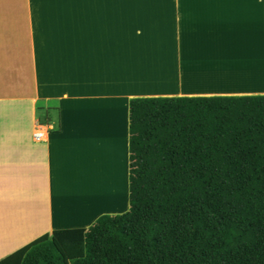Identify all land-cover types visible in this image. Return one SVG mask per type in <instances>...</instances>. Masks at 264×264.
Instances as JSON below:
<instances>
[{
  "label": "crops",
  "instance_id": "0c3cea01",
  "mask_svg": "<svg viewBox=\"0 0 264 264\" xmlns=\"http://www.w3.org/2000/svg\"><path fill=\"white\" fill-rule=\"evenodd\" d=\"M85 1L73 0L74 23L57 19L53 32L39 31L32 8L28 30L0 27V259L34 232L87 227L128 210L131 97L264 93V0ZM152 6L168 14L175 65L160 60L162 88L146 93L124 86L126 55L143 43L127 39L125 18L138 23L141 8ZM81 8L86 31L75 24ZM36 175L45 183L44 208L33 204Z\"/></svg>",
  "mask_w": 264,
  "mask_h": 264
},
{
  "label": "trees",
  "instance_id": "16d2710c",
  "mask_svg": "<svg viewBox=\"0 0 264 264\" xmlns=\"http://www.w3.org/2000/svg\"><path fill=\"white\" fill-rule=\"evenodd\" d=\"M128 149V210L0 264H264V93L133 96Z\"/></svg>",
  "mask_w": 264,
  "mask_h": 264
},
{
  "label": "rangeland",
  "instance_id": "374dc122",
  "mask_svg": "<svg viewBox=\"0 0 264 264\" xmlns=\"http://www.w3.org/2000/svg\"><path fill=\"white\" fill-rule=\"evenodd\" d=\"M70 1H72V3H69V7L67 6L64 7L63 6L64 0H0L1 31L8 32L9 26H11L10 29L12 28L17 31H25L26 29L28 30V21L30 17L31 8L33 11L34 22H37V24H40L42 27L39 30L40 32H46L47 29H50V27H52L55 23H59L60 21L57 19L62 20V18H64L65 21L68 18L69 22L74 23L75 8H73V0ZM140 1H144V0H140ZM8 2L10 3L9 8H8ZM84 3L87 5V2L85 0ZM106 3L109 6L110 0H107ZM128 4H130L129 5L130 7L135 5V3L129 1ZM58 9H60L61 11L62 9L65 10L64 17H59L56 14ZM163 9L161 6L160 7L152 6L151 8L142 7L141 8V10L143 11L141 14L142 19L138 20L139 21L138 23H136L135 16H132L130 18H127L126 16L125 18V25L129 26L126 30L127 32L129 31L131 34L128 36L127 33V37H129L127 39L130 42H135V41H139L140 43L143 42L141 45H138L136 48L134 47V49L130 50V54L128 56L126 55V60H125L128 62V64L127 63L123 64L124 66L123 69L125 70L123 76L124 86L125 87L134 86L133 88L134 91H139V92L141 91L146 93L150 91H158L160 88H162L161 76L163 75L160 65L161 62L159 61L165 60L167 61V64H171L172 66L173 64L175 65L174 55L170 52V46H169V36H168L169 22L167 19L168 14L167 13L163 14ZM13 10H15L14 13L11 12ZM150 10L152 12H150ZM81 11L83 12L79 14L80 16L79 22L77 24V22L75 21V24L80 26V29L82 28L85 29L86 31V28H88V11L87 10L84 11L82 8ZM144 12L147 13L144 14ZM9 19L12 20V23L9 22ZM118 24L114 25L115 27L114 30L120 29V26ZM50 31L53 32L52 29H50ZM76 32L77 31H74L72 33L74 34ZM123 36L124 34L122 35V37ZM18 58L21 57L18 56ZM136 62H138V65L140 66L139 68L137 67L135 70L132 71L131 68L137 65ZM162 69L165 68L162 67ZM136 72L137 75H135ZM134 76L138 77V79H136V77ZM136 83L137 86L134 85ZM123 90L127 91V88H123ZM51 116L53 117L56 116L55 108H53V111L51 112ZM44 119L46 118H43V120ZM41 180L42 179H39L37 175L35 177L33 176L32 193H33V201H34L33 204L35 208L37 207L44 208L43 206L45 204L46 189H45L44 181L42 180V182H40ZM35 238H37V234L34 232V234L31 235L30 238L31 240L25 242L24 244H22V246L31 242ZM18 248L19 247L16 246L15 250Z\"/></svg>",
  "mask_w": 264,
  "mask_h": 264
},
{
  "label": "built area",
  "instance_id": "2783aa9c",
  "mask_svg": "<svg viewBox=\"0 0 264 264\" xmlns=\"http://www.w3.org/2000/svg\"><path fill=\"white\" fill-rule=\"evenodd\" d=\"M43 137H44V131L38 130V131L34 132V138L35 139L39 140Z\"/></svg>",
  "mask_w": 264,
  "mask_h": 264
},
{
  "label": "bare ground",
  "instance_id": "6f19581e",
  "mask_svg": "<svg viewBox=\"0 0 264 264\" xmlns=\"http://www.w3.org/2000/svg\"><path fill=\"white\" fill-rule=\"evenodd\" d=\"M157 80V79H156ZM156 80H155V82H156ZM154 82V81H153ZM110 206V205H109Z\"/></svg>",
  "mask_w": 264,
  "mask_h": 264
}]
</instances>
